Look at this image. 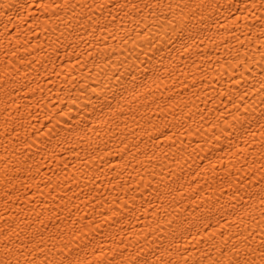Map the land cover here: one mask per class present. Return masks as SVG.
Segmentation results:
<instances>
[{"label":"bare ground","instance_id":"bare-ground-1","mask_svg":"<svg viewBox=\"0 0 264 264\" xmlns=\"http://www.w3.org/2000/svg\"><path fill=\"white\" fill-rule=\"evenodd\" d=\"M30 2L27 12L0 9V233L31 252L21 264H44L86 236L105 262L212 264L223 241L243 248L245 237L258 248L264 0H207L199 33L172 45L157 31L167 5L179 14L196 0ZM146 41L158 46L157 78H138L111 110L90 103ZM245 110L254 120L237 123ZM125 202L134 216L97 232L94 222Z\"/></svg>","mask_w":264,"mask_h":264},{"label":"snow or ice","instance_id":"snow-or-ice-1","mask_svg":"<svg viewBox=\"0 0 264 264\" xmlns=\"http://www.w3.org/2000/svg\"><path fill=\"white\" fill-rule=\"evenodd\" d=\"M35 5L30 2V0H15V3H9L8 0L0 3V9H8L9 11L15 10L19 13L21 10L27 12L31 7ZM63 7L67 8L69 5L65 2ZM96 7L103 9L106 7L105 3H99L95 5ZM136 9L139 7L136 3L125 4L119 3L118 0L116 3L112 4V7L119 9H124L127 7ZM163 5L157 4L156 7H162ZM41 8H47L48 5L41 4ZM55 7H61V5H55ZM91 7V6H90ZM144 7H150V5L145 4ZM181 8L179 14H177L172 5H167V8L171 12V18H166L165 23L160 25V28L157 31L163 29V34L167 37L163 42L169 45H172L176 41H181L184 39L186 33H199L200 25L203 23L204 12L212 7L211 3L207 0H196L195 3H185L182 6L177 5ZM187 10L188 14H185ZM115 20V17H113ZM8 23H11V17L8 22L4 25L7 29ZM171 26L170 34L168 26ZM150 30V28H149ZM113 39H116V36L113 34ZM122 43L127 41L122 39ZM147 47L143 45L140 46V51L136 52L135 47L133 49L134 58L125 57L124 61L121 63L123 72L117 73L115 79L117 83L108 89L107 92H104L102 95L96 97L95 101H89L95 105H98L101 110L105 107L112 109V100L125 99L124 93L129 92L131 94L136 93L135 81L139 78L141 81L157 78V67L153 63L155 60V55L153 53L157 49V44L152 41H146ZM191 47L190 44L184 43L181 44L182 49ZM115 52V49H113ZM143 57V59H141ZM122 77L130 78V81L133 84V87L129 89L126 86L125 79ZM143 86V84L141 85ZM261 89L264 90V80L261 81ZM108 92H111L112 95L109 97ZM146 99V97H145ZM132 111V109H129ZM239 111V109H238ZM123 115V112H121ZM132 119L135 120V115L132 116ZM237 123H245L248 121H253L254 117L247 110L241 115L234 117ZM255 123H259L262 128H264V112L261 113L258 119L254 120ZM235 125L232 126L234 128ZM225 135V138L232 135L230 128H225L221 130ZM219 139V137H217ZM168 187V186H165ZM135 199L134 197L132 198ZM243 199V197H241ZM251 199V197H249ZM260 202L264 204V189L261 190L259 196ZM135 214V209L130 208L128 203L125 202L122 206H113L108 210L107 213L102 214L106 218L101 221L94 222V227L97 232L104 229L110 228L112 226L111 222L120 223L122 220L131 219ZM261 215L264 216V211L261 212ZM111 221V222H110ZM223 236V233H221ZM248 237H245L244 244L245 247L241 248L237 244H232L229 247V242L227 240L223 241L219 246L220 258L212 261V264H264V238H261V242L258 248H252L251 245L247 243ZM13 241L8 236L7 233H0V264H21L19 256L21 255H31V252H26L25 245H17L14 249ZM64 248L67 251L61 250V252L54 256L51 259H47L44 264H93L92 261L87 260L86 257L89 254V249H91V255L96 257L95 264H151L148 260H131L126 259L122 261H117L115 257L112 259L105 260L102 258V249L99 250L98 246L94 244V238L89 239L87 236L84 238L83 242L78 244L77 247L72 248L69 245H64ZM19 253V255H17ZM123 256V253H121ZM25 264H36L35 260L25 261ZM171 264V262H169ZM184 264H187V261H184Z\"/></svg>","mask_w":264,"mask_h":264}]
</instances>
